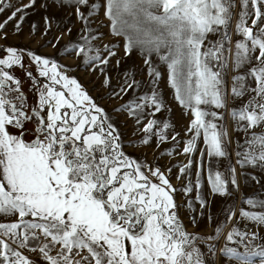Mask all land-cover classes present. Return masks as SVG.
Segmentation results:
<instances>
[{"label": "snow or ice", "instance_id": "6c2138e0", "mask_svg": "<svg viewBox=\"0 0 264 264\" xmlns=\"http://www.w3.org/2000/svg\"><path fill=\"white\" fill-rule=\"evenodd\" d=\"M35 2L15 7L0 22V29L17 20L19 31L25 9ZM67 2L89 4V0ZM235 6L236 0H105L104 5L112 33L125 38V54L137 49L145 55L153 86L160 73L152 67L151 56L158 55L167 65L176 99L192 110L188 131L193 138L184 153L196 151V140L202 136L210 158L229 156L226 118L218 111L223 109L236 130L245 134L237 141L238 163L264 170V0H240L238 19ZM6 7L12 5L0 0V13ZM100 7L92 3L87 16L77 7V14L89 25V17ZM233 33L239 36L234 43ZM90 39L95 37L82 36L84 43L72 44L68 50L83 54L86 65L108 64L100 49L89 55ZM105 49L109 56L116 54L112 46ZM6 52L0 58V217L5 218L0 220V264H36L31 254L39 257L40 264H209L206 257L215 264L223 226L233 219L237 223L227 235L232 246L226 243L220 254L238 264H255L257 258L264 264V243H256L260 234L248 226L264 227V199H259V193L242 198L251 210L241 207L238 216L235 202L225 205V219L212 235L189 232L178 214L174 193L192 192L191 180L177 189L159 167L126 154L120 131L105 108L62 65L34 52L27 54L46 80L41 84L27 72L38 96L29 112L20 80L6 70L23 66L24 53L14 47ZM230 63L242 70L232 77L230 94L243 102L229 110L225 77ZM126 76L122 93L139 83ZM149 102L155 112L163 106L155 87L150 95L130 100L117 111L127 110L139 123ZM33 121L34 139L28 141L24 126ZM158 123L152 119L145 124L142 143H149L148 134ZM10 126L18 134H10ZM168 127L164 123L160 130L161 142ZM191 166L189 160L180 173L187 174ZM205 166L201 159V171ZM207 170L212 191L231 195L229 180L210 166ZM230 172V183L238 189L235 168ZM195 183L201 186L199 176ZM196 199L201 207L207 203L202 196ZM187 203L191 208L192 202ZM195 220L191 217V222ZM242 220L248 222L243 227ZM201 241L207 244L206 251Z\"/></svg>", "mask_w": 264, "mask_h": 264}, {"label": "rangeland", "instance_id": "374dc122", "mask_svg": "<svg viewBox=\"0 0 264 264\" xmlns=\"http://www.w3.org/2000/svg\"><path fill=\"white\" fill-rule=\"evenodd\" d=\"M29 2L30 0H5V3L12 5V7H6L5 11L0 13V22L6 20L15 7H20ZM92 3H99L101 7L89 17L91 23L86 25L77 14V7L87 16ZM104 5L105 0H89L87 6L68 3L67 0L64 3H61V0H36L34 5L25 9L27 14L19 31L16 30L17 20L9 21L3 29H0V58L6 57L8 47L23 51L24 60H22L23 66H21L22 73L19 74L20 76L17 77V73L12 68L6 70L20 80V88L27 97L29 112L31 106L37 102L38 96L32 87V79L27 75V72H31L32 76L36 77L41 84L45 82L46 78L39 76L38 65L27 53L34 52L62 65L67 74L75 77L89 95L105 108L114 125L120 131L123 150L126 154L152 168L159 167L177 189H182L189 180L192 181V192L185 194L178 190L174 193V199L180 206L178 214L189 232L205 237L210 236L215 232L218 222L225 219L223 211L225 205L235 202L236 215L238 216L241 207L251 210V206L241 203L242 198L259 193V199H264V170L253 165L241 166L238 163L236 156L237 141H242L245 134L236 130L231 116L223 109L218 111H223L226 118L224 123H226L230 141L228 144L229 156L219 159L210 158L207 155V145L202 136L196 140V151L187 154L181 152L187 146V141L193 138V133L188 131L191 121L194 119L192 110L181 105L176 99L175 91L169 82L167 65L160 60L158 55L152 54L151 56L152 67L160 73V76L156 77L157 83L153 86V76L149 74V65L144 62L145 55L137 49L132 50L128 55L125 54V38L112 33L110 20L105 15ZM249 6L251 7V5ZM240 11V0H236L234 9L236 19L239 18ZM249 24H251V20H249ZM82 36L95 37V39H90L93 51L89 55H94L95 49H100L101 58H108V64L92 62L86 65L83 54L68 50L72 44H83ZM238 38V34L233 33V43ZM209 39L212 40L215 37L209 35ZM205 43L207 44V41ZM105 45L112 46V51L116 54L109 56ZM17 71L19 72V68ZM238 71L242 70L235 69L230 63L226 72V84L229 89L227 107L229 110L238 107L243 102L241 99H234L230 94L232 77ZM126 74H129L132 80L139 83L126 93H122L120 89L126 86L128 79ZM106 78L109 80L107 84H105ZM153 87L158 90L160 98L163 100V106L159 112H155L154 107L149 102L141 114L140 122L137 123V118L130 115L127 110L117 111L130 100H138L145 94L150 95ZM201 107H209L210 110L216 111L210 106L201 105ZM152 119L159 123L148 134L151 136L149 143L144 144L141 142L146 135L143 128ZM165 120L170 125L168 132L163 130L167 139L160 143H154L152 137L160 140L159 131ZM24 127L27 130L24 138L31 141L34 139L35 122H26ZM9 131L10 134H18V130L11 126ZM256 131H261V129H256ZM201 152L204 153L203 158ZM201 159L205 161L206 165L203 171L199 167ZM189 160L192 161L191 168L187 174H181L180 167L187 164ZM209 166L213 170L220 171L224 178L229 180L228 190L231 195L221 196L212 191L208 180L207 169ZM232 168H235V176L239 184L238 189L230 183L232 179L230 169ZM198 176L201 180L199 188L195 183ZM198 195L206 200L207 203L204 207H201L199 200L196 199ZM188 201L192 202L191 208L188 206ZM193 216L196 217L195 223L191 222ZM4 219L0 217V220ZM9 219H15V217ZM236 223L235 219L228 221L223 226L218 243L216 241L211 242L217 243L215 264H238V262L225 260L220 254V250L226 243L232 246V242L227 241V235ZM239 223L243 227L248 222L242 220ZM248 226L252 231H258L260 234L261 239H258L256 243H264V227L257 229L251 224ZM201 247L206 251L207 244L201 241ZM31 258L36 261V264H40L37 255L31 254ZM206 259H209L210 264V258L206 257ZM255 264H259V258L256 259Z\"/></svg>", "mask_w": 264, "mask_h": 264}, {"label": "bare ground", "instance_id": "6f19581e", "mask_svg": "<svg viewBox=\"0 0 264 264\" xmlns=\"http://www.w3.org/2000/svg\"><path fill=\"white\" fill-rule=\"evenodd\" d=\"M164 123H167V121L165 120L164 122H163V124ZM165 131L166 132H168V128L167 129H165ZM160 132V131H159ZM167 139V138H166ZM152 141L154 142V143H160L161 141L160 140H158L157 138H155V137H152ZM186 147V146H185ZM181 152L183 153V154H186V153H184V151L183 150H181Z\"/></svg>", "mask_w": 264, "mask_h": 264}, {"label": "trees", "instance_id": "16d2710c", "mask_svg": "<svg viewBox=\"0 0 264 264\" xmlns=\"http://www.w3.org/2000/svg\"><path fill=\"white\" fill-rule=\"evenodd\" d=\"M23 60H24V59H23ZM18 68H19V72L17 71ZM12 70L15 71V72L17 73V77H19V76H20L19 74L22 73V68H21V66L19 67V65H16V66L12 67ZM14 75H16V74H14ZM18 75H19V76H18Z\"/></svg>", "mask_w": 264, "mask_h": 264}, {"label": "flooded vegetation", "instance_id": "af4514ba", "mask_svg": "<svg viewBox=\"0 0 264 264\" xmlns=\"http://www.w3.org/2000/svg\"><path fill=\"white\" fill-rule=\"evenodd\" d=\"M27 132V131H26ZM34 136V135H33Z\"/></svg>", "mask_w": 264, "mask_h": 264}]
</instances>
